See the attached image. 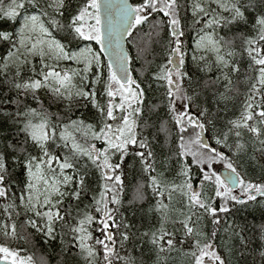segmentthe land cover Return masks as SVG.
<instances>
[{
  "label": "snow or ice",
  "instance_id": "1",
  "mask_svg": "<svg viewBox=\"0 0 264 264\" xmlns=\"http://www.w3.org/2000/svg\"><path fill=\"white\" fill-rule=\"evenodd\" d=\"M145 25L156 41L167 29L165 62L148 81L164 89L160 105L147 104L121 44ZM0 47L8 221L23 214L22 227L84 264H137L127 248L141 241L157 254L187 245L193 264H232L237 253L242 264L247 226L221 214L264 210V177L240 171L247 158L264 172V0H0ZM241 94L239 117L225 120ZM129 159L145 181L135 199L149 203L147 230L119 216ZM221 229L227 256L215 244ZM0 231L5 262L32 264L8 246L21 238L17 224ZM259 231L264 264V224Z\"/></svg>",
  "mask_w": 264,
  "mask_h": 264
},
{
  "label": "trees",
  "instance_id": "2",
  "mask_svg": "<svg viewBox=\"0 0 264 264\" xmlns=\"http://www.w3.org/2000/svg\"><path fill=\"white\" fill-rule=\"evenodd\" d=\"M138 2L139 0H131V3L133 4ZM156 18L159 19L160 17L157 16ZM4 27H8V25H4ZM148 32L149 26H142V29L134 34V38L128 37L126 39V49L128 54L134 58V62L131 66L133 69V77L141 82L142 86L147 89L146 102L151 106L153 104L160 105L164 100V89L158 87L155 82L152 83V88L148 89V81L150 80L152 73L158 70L159 65L165 62L166 54L163 45L166 40L167 29L165 28L164 32H162L159 41H156L154 36H149ZM192 35H194V33L189 32L184 37L186 44L190 45L192 43ZM141 49L144 50L141 51ZM2 50V47H0V51ZM190 57L191 52L189 51L185 67L186 69L195 72ZM241 92L243 93V86ZM243 99V94H241L229 104L226 111H221L220 115L225 120L238 118ZM159 115L161 117L164 116L162 108ZM153 119L155 120V116H153ZM210 135L211 133H206L205 138L207 139ZM257 157H259V153H257ZM240 171L244 173L248 179L258 181L264 177V172L261 171L259 162L252 163L247 158H245L241 165ZM92 179L93 186L95 187L97 183L96 177H93ZM122 179L124 184L120 197L123 206L121 207L119 216L126 217L127 220L132 221L136 228L147 230L154 221L150 216L146 215V209L149 207V203H141L135 199L138 184H143L145 182L140 173L139 166L135 165V161L131 159L126 161ZM148 195L149 199H151L150 191ZM152 203H154V201H152ZM217 203H219V201H217ZM238 207L239 211L236 212L235 215L221 214V216L224 219H227L228 223H232L233 220H235L237 224L247 226L245 234L251 241V252L245 254L242 264H260L258 253L261 244L259 229L261 224H264V210L257 208L255 205L250 207ZM2 209L3 202L0 201V229L3 228V225L6 222L9 225H11V223L17 224V231L21 238L15 241H7V243L12 250L19 253L20 257H32V264H84V260L81 256L76 255L75 252L69 253L67 244L62 248L59 241L45 243L40 235L34 234L30 229L22 227L21 220L23 219V214H21V217L16 218L13 221H8L6 215L2 212ZM210 230L211 229H209V231ZM95 235H99V233H95ZM224 236L223 229H221L215 240V244L217 245L219 253L222 256H227V248L225 247V244L229 242L224 239ZM23 237H27V239H24ZM117 240H119L118 236ZM0 242H5L2 231H0ZM117 248L121 252V255L125 254L124 250L119 249V243L117 244ZM190 252L191 249L187 245H177L176 248L170 252L157 254L149 244H146L143 241L127 248V253L137 260V264H193ZM229 259L232 264H236V261L239 259V253Z\"/></svg>",
  "mask_w": 264,
  "mask_h": 264
},
{
  "label": "water",
  "instance_id": "3",
  "mask_svg": "<svg viewBox=\"0 0 264 264\" xmlns=\"http://www.w3.org/2000/svg\"><path fill=\"white\" fill-rule=\"evenodd\" d=\"M129 3H131V0H129ZM127 39V38H126ZM126 39L125 40H122L121 41V44L123 45V47L125 48V50L127 51V49H126ZM106 63H107V61H106ZM227 174V169H222L221 171H220V175H226ZM0 264H10V262L8 261V262H5V260H2V259H0Z\"/></svg>",
  "mask_w": 264,
  "mask_h": 264
},
{
  "label": "rangeland",
  "instance_id": "4",
  "mask_svg": "<svg viewBox=\"0 0 264 264\" xmlns=\"http://www.w3.org/2000/svg\"><path fill=\"white\" fill-rule=\"evenodd\" d=\"M95 47L98 48V46H95ZM214 168L219 170V171H218V174H219V175H220V171H221L222 169H225V168L223 167V164H216V165H214ZM238 192H239V190L237 189V190H236V194H238ZM0 259L4 260L2 254H0ZM9 260H10V258H9Z\"/></svg>",
  "mask_w": 264,
  "mask_h": 264
}]
</instances>
